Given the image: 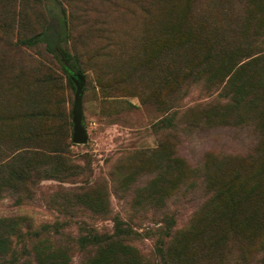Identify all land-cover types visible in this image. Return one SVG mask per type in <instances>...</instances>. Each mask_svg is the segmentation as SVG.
<instances>
[{"label":"rangeland","instance_id":"rangeland-1","mask_svg":"<svg viewBox=\"0 0 264 264\" xmlns=\"http://www.w3.org/2000/svg\"><path fill=\"white\" fill-rule=\"evenodd\" d=\"M57 1L0 0V104L2 99L3 107L15 101L16 107L29 113L44 112L47 107L53 110L55 114L48 122H26L22 117L10 124L16 123L23 131L36 128V137L50 122L63 124L74 168L70 170L72 175L58 180L40 179L30 199H23L25 195L3 197L0 215L25 214L33 229L63 224V239L75 235L78 222L91 223L109 233L115 218L128 219L129 228L137 234L134 254L149 264H159L155 249L165 242L157 227L173 218L171 249L184 254L179 264H261L264 225L241 223L235 211L231 221L229 214L215 222L205 215H193L205 196L198 174L189 166H198L209 156H226L229 163L224 166L228 173L225 179L233 173L238 178L230 186L243 193L254 181L252 171L259 163H250L247 157L256 146L263 147L264 138L251 126L238 125L242 121L207 129L204 125L195 129L186 123L199 121L211 107L225 101L230 90L224 82L232 71L237 70L245 79L252 77L255 84L264 79V34L254 36L260 25L257 20L264 23V10H252V2L242 0L240 9L246 8L243 12L250 17L244 23L243 35L237 36L241 43L247 41V47L227 29L220 33L226 22L219 21L215 30L220 33V45L224 40L221 46L225 53L217 51L207 61L208 70L214 76L219 74L221 81L206 90L194 84L174 97L168 86H157L156 80L163 78L164 72L151 71L153 76L149 77L145 69L138 71L135 66L151 62L152 70L158 67L160 60L150 61L158 48L153 20L166 24L163 20L172 17V26L181 22L188 37L201 35L211 44L216 34L204 25L213 9L210 0H135L140 4L134 0H64L69 32L65 49L77 53L78 60L72 67H80L85 75L81 110L87 141L80 145L70 142L75 87H69L60 66L42 44L19 42L51 22L48 7L59 8ZM152 9L162 20L153 18ZM174 43L172 36H167L161 47ZM146 73L148 78L143 77ZM257 87L264 92L263 84ZM166 113H170V122L179 124L177 131L166 128ZM64 114L65 124L59 120ZM0 127V135L10 131L9 126ZM36 137L33 140L38 145L43 139ZM232 168L235 170L230 172ZM225 182L230 183L229 179L222 184ZM18 197L22 198L20 202L15 200ZM225 204L219 203L217 209L227 207ZM104 206L107 211L103 213L90 211ZM22 245L11 244L13 258L22 252ZM69 248L65 253L67 264H81L86 253L74 245Z\"/></svg>","mask_w":264,"mask_h":264},{"label":"trees","instance_id":"trees-1","mask_svg":"<svg viewBox=\"0 0 264 264\" xmlns=\"http://www.w3.org/2000/svg\"><path fill=\"white\" fill-rule=\"evenodd\" d=\"M247 1L252 2V10H264V0ZM56 3H58L59 8L55 5L52 8L48 7L51 22L28 38L19 40V42L26 45L42 44L45 52L60 66L69 87L74 89L72 76L80 75L84 81L85 75L81 72L80 67L75 69L72 67L78 58H76L77 53L74 50L70 52L65 49V45L69 41L65 2L60 0ZM134 3L140 4L141 1L136 2L134 0ZM209 3L212 4L213 9L206 17L208 23H204V25L207 31L216 34L211 44L205 42L200 37L201 35L194 39L188 37V33L181 22L177 21L172 26V17L163 20L166 24L153 20V38L158 42V48L151 55L150 61L160 60L158 67L152 70L151 62L143 63L142 66H135V69L138 67V71L145 69L149 73V77H152L153 73L164 72L165 76L156 80L157 86H168L169 92L174 97L181 90L194 84H199L202 89L206 90L210 84L221 81L218 78L219 74L214 76L208 70L210 63L207 60L214 58L218 53H225L224 48H222L225 44L222 43L224 40L221 42L222 46L219 40V34L224 29L233 33L240 44L243 43L237 35H243V30L247 26L244 23L249 20L250 14L243 12L246 8L240 9L243 7L242 0H210ZM152 14L153 18L162 20L153 9ZM221 20L226 23L219 30L220 33L217 34L215 27ZM260 21L259 18L257 22L261 26L257 25L254 36L264 34V23ZM167 36H172L175 43L161 47ZM176 36L178 39L175 38ZM213 44H218L219 47L214 49ZM244 45L247 47V41ZM217 51L218 53H216ZM147 57L149 59V55ZM166 60L168 63L165 62ZM234 76L237 78L234 79ZM143 77L148 78V74L146 73ZM261 83L264 85L263 78ZM261 83L255 84L252 77L245 79L237 70L232 71L224 82L230 90V93L225 96V101L217 107H211L208 112L202 114L203 116L200 117L199 121L192 120L193 122L186 123V125L195 129L204 125V128L207 129L224 125L227 127L229 123H232V120H234V124L242 121L238 125L251 126L259 137L264 138V92L257 87H260ZM83 89L84 87H82ZM17 97L19 96L14 97V99ZM3 102L2 99L0 104L1 126L10 127L11 122L17 121L19 118L22 119V117L26 122L35 120L48 122L55 114L47 106L48 109L46 108L44 112L31 111L29 113V111H25V108L22 110L20 107H16L15 101H11L4 107L2 106ZM171 106H174V103ZM169 114L166 113L164 116L168 124L166 128L175 132L179 124L170 122ZM209 117H214L215 122H211ZM59 120L65 124V114ZM12 124L10 131L0 135V199L9 195H25L23 199H30L40 179L58 180L63 176L72 175L70 170L74 166L67 153V146L70 143L67 141L66 129L63 124L58 122L51 124L50 122L42 129V132L40 130L39 137L42 136L43 140L37 142L40 143L38 145L33 140L37 135L36 128L28 127L23 131L16 123ZM14 128L17 130H12ZM39 137L36 138L39 139ZM253 153L247 157L248 162L252 160L250 163H255L258 160L259 163L252 171L254 181L251 185L249 184V189L243 193L242 189L239 192L232 190L230 185L238 178L234 177L233 173L225 179L228 173L224 166L229 163L226 156H209L200 165L189 166L191 171L198 174L201 189L205 196L203 203L197 205L193 215H205L206 218L210 217L209 221L215 222L216 219L221 220L224 214H229L228 220L231 221L233 211H235L240 217L241 223H256L259 227L264 225V145L261 148L259 145L256 146ZM223 168L224 170H222ZM233 170L235 169L232 168L230 172ZM224 171L226 174H223ZM227 179L230 183L225 182L223 185V180ZM236 193H240V197H236L235 200ZM15 200L20 202L22 198L18 197ZM228 202L231 204L229 205ZM135 203L138 201H134ZM219 203H226L227 207H224V210L217 209ZM90 211L99 214L107 210L104 206V208H91ZM76 224L78 226L75 235L63 239V224H44L38 229H33L32 222L25 214H1L0 264H67L65 253L72 245L86 253L83 255L81 264H149L134 254L136 248L133 244L137 241V234L129 228L128 219L115 218L109 233L99 231L95 225L88 222ZM173 227L174 219L167 218L156 229L165 238V242L159 243L155 249L159 264H179L181 256L184 255L180 252L174 253L171 249L174 236ZM13 242L23 243L22 252L14 258L9 251L12 250L11 244ZM261 264H264V256Z\"/></svg>","mask_w":264,"mask_h":264},{"label":"water","instance_id":"water-1","mask_svg":"<svg viewBox=\"0 0 264 264\" xmlns=\"http://www.w3.org/2000/svg\"><path fill=\"white\" fill-rule=\"evenodd\" d=\"M72 81L74 83L75 90L73 93V104L71 109L72 133L70 140L73 144L82 145L87 141V133L82 122L81 110L83 78L80 75H76V77L72 76Z\"/></svg>","mask_w":264,"mask_h":264}]
</instances>
